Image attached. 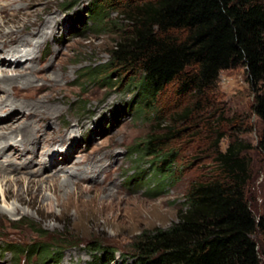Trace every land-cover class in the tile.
<instances>
[{"label":"rangeland","instance_id":"1","mask_svg":"<svg viewBox=\"0 0 264 264\" xmlns=\"http://www.w3.org/2000/svg\"><path fill=\"white\" fill-rule=\"evenodd\" d=\"M75 1L78 0H0V41L36 21L41 22V29L52 33L46 21L58 17L54 33L41 44L40 53L34 58L27 57L18 67L19 58L16 63L6 54L29 34L18 41L9 38L4 46L0 42V65L5 62L9 65L5 69L0 67V76L3 69L10 76L23 71L29 73L27 67L33 65L32 72L39 79L28 87L19 84L20 92L37 90V101L50 109L43 110L39 118L31 115L25 118L27 122L36 119L38 124L47 125V130L42 132H47L49 138L38 141L37 147L15 146L13 140L9 148L16 147L18 152L26 154L32 162L31 169L39 168L43 159L54 155L47 163L43 162L47 172L32 176V182L28 181L30 173L7 175V180L0 177V264H45L37 257L26 259L23 255L15 257L6 253V245H19L23 249L63 236L75 247H66L60 264H99L88 248L92 241L119 249L124 257L111 264H123L131 256L134 238L144 231L171 228L184 210L190 185L215 174V143L219 139L222 152L231 143L249 147L242 153L251 177L248 200L256 217H264V153L259 148L264 123L252 110L255 94L246 68L221 72L214 94L207 98L213 106H206L200 115H188L185 120L177 118V122L172 119L173 112L189 103L179 98L174 88L160 98L158 114L148 110L138 113L140 96L136 82H131V76L122 69L101 68L102 73L106 72L102 78H110L107 82L82 78L110 61L118 36L117 28H101L98 20L93 19L95 0ZM121 1L126 0H106L104 6L107 21L125 27L118 12ZM26 12H31V17ZM36 47L34 43L23 49V56ZM51 62L52 67L43 68ZM53 72L60 77L56 82L43 78ZM4 91L0 89L4 100L35 101ZM19 112L24 116V111ZM7 115L0 113L3 119ZM173 126L181 130L175 143L181 149V161L180 170L171 180L158 176L151 158L132 154V150L150 134H164ZM8 137L15 139L13 134ZM65 137L68 139L62 143ZM68 157L70 161L66 160ZM72 161L81 164L71 166ZM67 178L68 187L60 188ZM18 179L23 181L16 184ZM7 181H13L14 186L10 197L5 199ZM159 191L162 193L155 194ZM42 233L47 235L45 239ZM254 238L263 249L262 236L258 233Z\"/></svg>","mask_w":264,"mask_h":264},{"label":"trees","instance_id":"2","mask_svg":"<svg viewBox=\"0 0 264 264\" xmlns=\"http://www.w3.org/2000/svg\"><path fill=\"white\" fill-rule=\"evenodd\" d=\"M104 2L94 1L93 19L101 28H117L118 39L110 61L82 78L107 82L110 78H102L106 72L101 68L122 69L136 82L138 113L158 114L160 98L174 88L189 102L173 112L176 121L213 106L207 98L221 72L244 66L255 94L252 110L264 123V0H126L118 2L125 27L107 21ZM180 132L173 126L164 134L152 133L132 154L151 158L158 176L172 180L180 170L181 149L175 146ZM220 140L215 143V174L190 185L178 222L134 238L123 264H264V247L254 238L259 233L264 242V217H256L247 195L251 177L242 153L249 147L231 143L222 152ZM259 148L264 153V130ZM70 246L75 247L63 236L23 249L8 244L5 252L60 264ZM88 248L99 264L124 257L103 242L92 241Z\"/></svg>","mask_w":264,"mask_h":264},{"label":"bare ground","instance_id":"3","mask_svg":"<svg viewBox=\"0 0 264 264\" xmlns=\"http://www.w3.org/2000/svg\"><path fill=\"white\" fill-rule=\"evenodd\" d=\"M31 15H32L31 12H26V16H28V18L31 17ZM57 24H58V17L53 18V19H49L46 21L45 25L48 26L50 28V30L52 29V33L51 32L49 33V31H47V30L41 29V25H42L41 22L36 21V22H31L28 26H25V28L23 29L22 32H19V33L18 32L17 33L12 32V33L6 35L4 37L5 40L10 38V40L16 39L18 41L19 39L23 38L25 34H27V33L29 34L28 38L21 39L20 43L19 44L17 43L18 44L17 46L12 47L11 49L9 48L10 50L7 51L8 54H6V55H10L12 58H14L16 63L20 60L18 62L17 67L20 66L21 62L24 61V59H27V57H32V56H33V58H34V56L36 57L40 53L41 44L45 43L46 40L48 39V36L50 34L54 33L53 29H55L54 27ZM28 29H30L31 31H29ZM5 40L0 41L3 46L6 44ZM34 43H36L37 47L34 50H28L26 52L27 55L23 56L25 48H29ZM7 46L8 45H6V47ZM0 49H1V47H0ZM36 53H37V55H36ZM17 58H19V60ZM9 61H11V60H9ZM7 65L8 64L5 62L4 64H1L0 67L5 69L7 67ZM32 66L33 65H30L27 67L28 70H31V72L28 73V72L23 71V72H20L18 75H12V76H10L9 74H6V72L3 71L4 69L1 71L2 75L0 76V89H5V91L7 93H9L11 91V92H13L14 96H18L19 98H23V100H25L26 98L35 100L34 102H28V101L27 102L26 101H17L16 102V101L10 100V99L4 100L5 98L0 97V113L1 114H8L5 119H3L0 116V132H2V133H0V177H3L4 180H7V178H5L7 175L13 174L16 177L19 174L30 173L31 178L28 181L32 182L34 179L32 176H34L35 174H39V173H41V174L45 173L46 167L44 166V164L47 163V160H49L50 158H52L54 156V155H49V158L43 159L42 162L39 163V165H40L39 168L31 169L32 162L28 160V158L26 157V154H22V153L18 152V148H16V147H14V149L9 148L11 146V143H12L11 141H13V140L15 141L13 143L15 146H17V145L29 146L31 144L32 145L34 144L37 147V146H39V142H41L42 139L46 140V138L50 137V136L46 137L48 135L47 132H45V133L42 132V129H44V131H45L47 125L38 124V121L36 119L31 120L29 122L25 121V118L28 115H29V117L31 115V117L37 118L39 115H41L43 110L44 111L48 110V112L50 111V109H47V107L45 106V103H43L40 100L37 101V98L39 97L37 94L38 92H36L37 90L36 91H29V89H28L23 94H22V92H20L19 84L23 85V87H28V86L33 85V83L36 79H39V76H37L34 72H32V70H33V68H31ZM52 66L53 65L51 62L49 65L44 66L43 68L52 67ZM25 68H26V64H25ZM27 68H26V70H27ZM43 78H45L46 81H51V82H56L57 80L60 79V77L57 76L54 72L49 74V75L48 74L44 75ZM30 88H32V87H30ZM31 90H33V89H31ZM52 91H53V89H52ZM42 98H43V96H42ZM19 111H24L25 112L24 116H21V113ZM51 119H52V116H51ZM8 134L15 135V139L8 137ZM67 139L68 138L65 137L62 140V143H66ZM47 141H48V139H47ZM70 159H71V157L66 158L67 161H70ZM54 160H56V157L54 158ZM43 162H44V164H43ZM52 164H53V162H52ZM70 164H71V166H79L81 163L76 162V161H72ZM66 168H67V165H66ZM34 169H35V171H34ZM55 175H57V174H55ZM54 177H56V176H54ZM22 181L23 180L18 179L16 184L19 182H22ZM12 182L7 181V183L5 184V186L7 187L6 192H5V199H8L10 197V195H9L10 191L12 190V188L14 186V184ZM69 182H70V180H69V178H67L64 182L61 183L60 188H67ZM0 213H2L1 210H0Z\"/></svg>","mask_w":264,"mask_h":264}]
</instances>
